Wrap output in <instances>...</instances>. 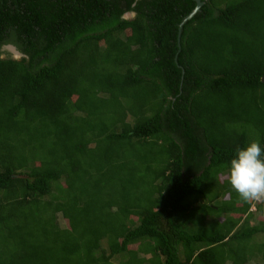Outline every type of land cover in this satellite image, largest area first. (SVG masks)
I'll use <instances>...</instances> for the list:
<instances>
[{
  "label": "trees",
  "instance_id": "obj_1",
  "mask_svg": "<svg viewBox=\"0 0 264 264\" xmlns=\"http://www.w3.org/2000/svg\"><path fill=\"white\" fill-rule=\"evenodd\" d=\"M200 1L0 0V264H264L228 183L264 149V0Z\"/></svg>",
  "mask_w": 264,
  "mask_h": 264
},
{
  "label": "clouds",
  "instance_id": "obj_2",
  "mask_svg": "<svg viewBox=\"0 0 264 264\" xmlns=\"http://www.w3.org/2000/svg\"><path fill=\"white\" fill-rule=\"evenodd\" d=\"M228 183L241 201L264 200V149L259 141L236 149L228 169ZM254 210L252 205L249 211Z\"/></svg>",
  "mask_w": 264,
  "mask_h": 264
},
{
  "label": "rangeland",
  "instance_id": "obj_3",
  "mask_svg": "<svg viewBox=\"0 0 264 264\" xmlns=\"http://www.w3.org/2000/svg\"><path fill=\"white\" fill-rule=\"evenodd\" d=\"M132 15H130V14H127L126 15V17L127 18H129V17H131ZM11 48H14L13 46H11V45H8V46H6V47H4V50L5 51H7V52H9L10 54H11V56H12V58H14V59H19V58H21V54L19 53V54H17V53H12L11 51ZM15 49V48H14ZM2 57H4V55L2 56ZM208 216V215H207ZM206 216V217H207ZM57 218H58V223H59V225L61 226V227H66L67 226V222H66V220H63L62 218H61V215H58L57 216ZM256 221H257V219H255ZM215 222V221H214ZM211 223H213V222H211ZM252 224H256V223H252ZM257 238L258 239H260V237L259 236H257ZM129 249L130 250H136L137 249V245H131V246H129ZM147 257H149V256H147ZM127 255H124L123 257H120V256H117L116 258H114L113 259V261H114V263L115 264H117L118 262H121V261H123V262H125L126 260H127ZM256 262H254V261H250V264H255Z\"/></svg>",
  "mask_w": 264,
  "mask_h": 264
},
{
  "label": "water",
  "instance_id": "obj_4",
  "mask_svg": "<svg viewBox=\"0 0 264 264\" xmlns=\"http://www.w3.org/2000/svg\"><path fill=\"white\" fill-rule=\"evenodd\" d=\"M195 1V3H196V9L190 14V15H188L186 18H185V20L186 19H188V18H190L191 16H192V14L195 12V11H197L198 9H199V7L202 5V2L200 1V0H194ZM11 52L12 53H17V54H19L17 51H16V49H14V48H11ZM262 81H264V77L262 78Z\"/></svg>",
  "mask_w": 264,
  "mask_h": 264
},
{
  "label": "crops",
  "instance_id": "obj_5",
  "mask_svg": "<svg viewBox=\"0 0 264 264\" xmlns=\"http://www.w3.org/2000/svg\"><path fill=\"white\" fill-rule=\"evenodd\" d=\"M242 204L240 202L236 203V206L240 207ZM226 215V214H225ZM222 218V217H221ZM221 218H219L221 220Z\"/></svg>",
  "mask_w": 264,
  "mask_h": 264
},
{
  "label": "flooded vegetation",
  "instance_id": "obj_6",
  "mask_svg": "<svg viewBox=\"0 0 264 264\" xmlns=\"http://www.w3.org/2000/svg\"><path fill=\"white\" fill-rule=\"evenodd\" d=\"M131 15H133V14H131Z\"/></svg>",
  "mask_w": 264,
  "mask_h": 264
}]
</instances>
